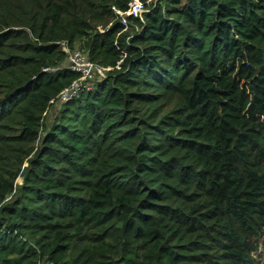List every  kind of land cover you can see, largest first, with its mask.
I'll use <instances>...</instances> for the list:
<instances>
[{
	"label": "trees",
	"instance_id": "16d2710c",
	"mask_svg": "<svg viewBox=\"0 0 264 264\" xmlns=\"http://www.w3.org/2000/svg\"><path fill=\"white\" fill-rule=\"evenodd\" d=\"M142 1L0 0V264H264V0Z\"/></svg>",
	"mask_w": 264,
	"mask_h": 264
},
{
	"label": "built area",
	"instance_id": "2783aa9c",
	"mask_svg": "<svg viewBox=\"0 0 264 264\" xmlns=\"http://www.w3.org/2000/svg\"><path fill=\"white\" fill-rule=\"evenodd\" d=\"M114 11L119 15L122 24L127 25V17L129 15L143 18L145 3L142 0H129L128 8L122 11L112 6ZM65 45V44H64ZM67 58L69 60V69L78 72L80 75L75 78L71 84L65 87L59 93V99L65 101L73 96H78L80 92L89 90L93 86V80L102 78L112 66H104L89 60L83 50L74 48L67 50ZM40 264H55L51 260L41 261Z\"/></svg>",
	"mask_w": 264,
	"mask_h": 264
},
{
	"label": "rangeland",
	"instance_id": "374dc122",
	"mask_svg": "<svg viewBox=\"0 0 264 264\" xmlns=\"http://www.w3.org/2000/svg\"><path fill=\"white\" fill-rule=\"evenodd\" d=\"M63 49L67 52V50L71 49L68 45H63ZM67 64V62L65 63V65ZM68 67H69V64H67ZM107 73V72H106ZM106 76V75H105ZM104 76V77H105ZM18 182L21 181L17 179ZM254 255L257 257V258H263L264 260V236L262 237L261 239V242H260V246L258 247V249L254 252Z\"/></svg>",
	"mask_w": 264,
	"mask_h": 264
}]
</instances>
